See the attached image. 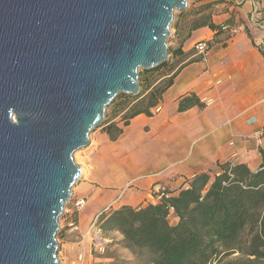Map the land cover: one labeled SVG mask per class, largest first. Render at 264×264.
<instances>
[{
	"label": "water",
	"instance_id": "obj_1",
	"mask_svg": "<svg viewBox=\"0 0 264 264\" xmlns=\"http://www.w3.org/2000/svg\"><path fill=\"white\" fill-rule=\"evenodd\" d=\"M188 0H0V264H59V219L90 145L140 69L169 61Z\"/></svg>",
	"mask_w": 264,
	"mask_h": 264
},
{
	"label": "crops",
	"instance_id": "obj_2",
	"mask_svg": "<svg viewBox=\"0 0 264 264\" xmlns=\"http://www.w3.org/2000/svg\"><path fill=\"white\" fill-rule=\"evenodd\" d=\"M210 3L208 13L215 25L225 26L231 15L236 25L220 33L208 26L193 29L197 19L193 13L177 25L172 44L181 54L172 56L167 69L176 68L162 78L176 74L163 95L161 110L151 117L139 115L126 127L119 124L123 134L116 141L102 134L101 140L112 146L101 147L102 163L94 167H105V175L100 182L97 176L82 181L74 193L71 210H78L79 231L86 233L130 182L136 197L126 200L129 205L151 192L182 185L218 164H244L254 171L264 166V56L259 50L264 49V0H245L237 9L233 0H200L193 11ZM238 26L243 27L233 33ZM203 40L210 47L205 61L194 49ZM190 94H196L205 108L180 113V100ZM108 187L114 189L102 190ZM85 197V207L77 209L76 202ZM59 244L67 263L65 238ZM106 261L95 258L88 264Z\"/></svg>",
	"mask_w": 264,
	"mask_h": 264
},
{
	"label": "trees",
	"instance_id": "obj_3",
	"mask_svg": "<svg viewBox=\"0 0 264 264\" xmlns=\"http://www.w3.org/2000/svg\"><path fill=\"white\" fill-rule=\"evenodd\" d=\"M212 5L193 12L197 17L193 29L208 26L220 33L223 28L236 25L233 15L225 26L215 25L208 13ZM259 50L264 56V49L259 47ZM175 54L180 55L181 51L175 50ZM164 67L166 63L153 70ZM175 75L144 86L140 96L124 106L123 127L139 115L151 117L152 109L160 105ZM195 107L204 109L205 104L196 94H190L180 100L178 111ZM105 132L110 140L116 141L123 128L111 122ZM217 167L218 172L195 174L187 181V189L176 194L163 193L156 205L122 206L109 215L102 214L100 228L105 232H120L124 236V248L145 251L150 264H209L215 257L227 258L237 252L255 256L256 261L264 260V166L258 171L232 162ZM172 212L179 220L175 226L168 221ZM74 216L73 222L77 224ZM261 217L263 225L259 232L257 224ZM109 259L113 260L110 264H125L117 257Z\"/></svg>",
	"mask_w": 264,
	"mask_h": 264
},
{
	"label": "rangeland",
	"instance_id": "obj_4",
	"mask_svg": "<svg viewBox=\"0 0 264 264\" xmlns=\"http://www.w3.org/2000/svg\"><path fill=\"white\" fill-rule=\"evenodd\" d=\"M200 0H188V7L187 10L184 12H178L175 11L173 14V21L170 26V32L171 35L168 38L167 41V47H168V55H169V61L166 62V67L160 69L159 71L151 70H145L140 69L138 72L139 75V87L140 91L143 90L144 86H146L148 83H153L156 80H160L163 78V76L170 74L176 67L172 66L170 69H167L168 64L170 63L173 53H174V45L173 42V35L175 33V28L181 21L187 20L191 13H193L194 6L199 2ZM189 26L185 27V30H187ZM137 97L134 96H128L124 94H120L110 105L106 111L104 116L103 124L96 128L93 133L89 136L90 145L84 149L79 150L74 154V161L77 165H80L82 168V175L80 180L75 184L74 188L72 189V197L71 199L66 203L65 209L63 211V215L59 219V231L57 234V242L58 247L60 240L62 238H65L68 248L67 251V263L65 262V259L63 258L64 255L61 254L62 264H73L77 257L79 256L80 252L85 250L86 252V260L85 264H88L89 262H93L95 258H106L109 261L104 262L105 264L112 263L113 260L109 259V257H117L125 262V264H150L148 254L139 249H133V248H124L126 246L122 245V241L124 240V236L118 232V231H109L105 232L103 231L99 226V220L102 214L109 215L115 210L120 209L122 206H132V207H147L149 205H156L160 203L163 193L167 192H173L174 194L178 193L181 189H187L188 188V180L184 182L182 185H177L174 188H166L165 190H159L155 193H149L148 197H146L144 200H132L133 202L131 205L127 204L126 200L128 201V198L136 197V192L134 183L130 182L128 185H125L120 189V194L115 200H112L111 204L109 206H106L101 214L99 215L97 222H96V228L99 233V239L100 243L104 247V251L96 250L93 246V242L90 239L84 240L82 236L85 235L84 232L79 231L78 229H75V227H78V223L75 224L73 222L74 215H77L78 210L72 211L73 209V198L74 193H76L75 189L77 186L82 182L85 181V183L89 182V179H93L94 176H97V182H100V180L105 175V167H94V165H98L102 163V152L101 147H110L112 146V143L110 141L101 140L102 134L105 132V127L111 123L113 119H116V123L123 124L122 117L125 113L124 106H128L129 103L133 102ZM126 109V108H125ZM261 169V168H260ZM258 169V170H260ZM213 172H218V167H213L212 169H209ZM207 170V171H209ZM256 170V171H258ZM254 171V170H252ZM89 172H92V174H89ZM92 175V178L90 177ZM83 176V180H82ZM95 184V183H93ZM114 188L108 187L103 188L104 191H110ZM207 191V190H206ZM76 195V194H75ZM87 196L88 194H85ZM88 197H90L88 195ZM85 207L87 203V197L83 198ZM76 209V208H75ZM71 210V211H70ZM77 211V212H76ZM73 222L75 225L74 227H69L68 224L70 222ZM169 224L171 226H175L178 224L179 220L172 212L169 216ZM92 225V224H91ZM263 225V217L260 218V221L257 224V229L259 232H261V228ZM250 238V237H249ZM60 248V247H59ZM61 250V249H60ZM58 250V252H60ZM255 256H247L243 253L237 252L232 254V256L224 258L221 257L218 259L217 257L213 258V260L209 264H264V260H255Z\"/></svg>",
	"mask_w": 264,
	"mask_h": 264
},
{
	"label": "built area",
	"instance_id": "obj_5",
	"mask_svg": "<svg viewBox=\"0 0 264 264\" xmlns=\"http://www.w3.org/2000/svg\"><path fill=\"white\" fill-rule=\"evenodd\" d=\"M245 0H233V6L235 9L239 8L240 6H242L243 2ZM259 27L263 28V26L259 25L258 21H254ZM243 26H238L233 28V33H236L239 29H241ZM197 55H199L201 57L202 60H206L208 55H209V51H210V47H209V43L207 41H199L195 44L194 47ZM161 110L160 105L157 106L156 108L152 109V113L155 115L157 113H159ZM84 200H78L76 202V207L77 209L82 208V206L84 205ZM99 217V216H98ZM98 217L94 220V222L92 223V225L90 226V228L88 229V231L85 233L84 236H82V238L84 240L90 239L93 242V246L95 247L96 250H101L104 251V247L102 246V244L99 242V233L98 230L96 228V222ZM74 223L71 221L68 226L69 227H74ZM75 229H77V227H75ZM58 259H59V264H62V259H61V255L60 252H58ZM85 260H86V252L85 250L81 251L79 256L77 257V260L73 263V264H85Z\"/></svg>",
	"mask_w": 264,
	"mask_h": 264
}]
</instances>
